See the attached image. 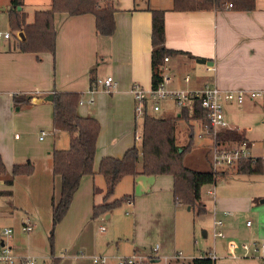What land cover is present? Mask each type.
Returning a JSON list of instances; mask_svg holds the SVG:
<instances>
[{
  "label": "crops",
  "instance_id": "0c3cea01",
  "mask_svg": "<svg viewBox=\"0 0 264 264\" xmlns=\"http://www.w3.org/2000/svg\"><path fill=\"white\" fill-rule=\"evenodd\" d=\"M109 1L115 7L116 23L111 36L97 33L93 14L72 16L66 12L55 13L57 39L54 54L22 52L14 33L8 29L2 30L11 32L9 38L0 36V157L7 171L10 173L16 163L31 160L30 154L26 152L20 161L16 146L11 145L14 142L12 134L14 137L19 134L16 129L21 117L30 116L36 123L49 124L56 138L66 133L69 145V134L53 126V100H48V96L58 91H77L84 98H89L88 90L96 79L111 75L119 83L117 90L108 93L99 89L94 94V103L85 102L79 107L80 115L97 118L101 129L94 174L82 178L70 211L78 206L80 214L81 207L85 213H91L92 206L97 202V194H102L103 201L106 184L102 180L103 175L99 173V162L104 156L122 157L128 148L134 146L131 137L133 133L129 132L132 130V120H135L136 125L138 116L135 113L132 88H152V9L165 10L166 46L182 51L165 60L164 76L170 78L168 87L200 88L208 82H216L224 90L262 92L255 98L247 95L242 103H227L226 115L229 128L242 131L246 136L244 146L251 155L263 156L264 0H255V7L250 10H235L228 5L223 10L193 11L174 9L173 0ZM3 5L8 10L13 7L11 0H0V9ZM50 7L51 0H21L18 9H24L28 17L32 8L34 20L36 10ZM20 35L22 40L25 39L23 32ZM198 58L213 63H199ZM187 75L190 81L185 80ZM15 94L25 95L29 101L17 105ZM21 111L24 113L20 114ZM148 111L153 112V109L148 107ZM159 111L168 116H179L181 109L172 100H166L162 102ZM196 122L198 127L193 128L195 138L200 140L201 149L210 148L207 152L210 153L208 158L211 168L212 139L202 130V121L194 120L193 125ZM46 132L44 138L51 131ZM40 136L39 139L44 140ZM256 147H259L261 153H254ZM54 148L48 151L50 156L45 157V172L54 181V192L49 200L48 194L40 195V200L48 210L53 203L58 202L61 195V178L53 172ZM96 177L98 190L94 182ZM123 179V191L119 192L132 196L126 203L132 208L133 214L131 244L134 252L150 254L158 244L157 259L163 262L166 258L171 261L173 254L182 251L187 260L214 253L215 264H264V248L255 250L252 247L246 253L241 246L244 242L264 241V174L231 173L224 176L227 185L237 190L235 193L218 196L215 188L207 190L211 203L209 198L203 196L202 201L206 208L204 214L209 215L211 211L213 238L211 242L206 240V245L198 249L195 246L197 240L194 238L192 244L189 233L179 229L181 224V227H185L184 216L178 220L181 209H193L175 200L172 174L127 175ZM48 191L46 187L43 192ZM111 217L112 211L105 214L106 219ZM246 217L253 218L254 222L249 223L250 219H247L243 223ZM217 218L224 221L221 229L225 237L214 236V221ZM208 233L207 229H202L204 239L208 238ZM149 237L155 238L156 242L148 243ZM230 241L238 244L233 254L229 247ZM96 255L105 254L93 256ZM118 256L122 254L115 256L117 260Z\"/></svg>",
  "mask_w": 264,
  "mask_h": 264
},
{
  "label": "trees",
  "instance_id": "16d2710c",
  "mask_svg": "<svg viewBox=\"0 0 264 264\" xmlns=\"http://www.w3.org/2000/svg\"><path fill=\"white\" fill-rule=\"evenodd\" d=\"M13 7L8 10L10 31L23 29L25 39L19 42V50L36 54L56 51L57 29L55 13L66 12L77 16L93 14L96 31L103 36H111L116 28L115 7L107 0H51L48 9L36 10L34 20L27 22V14L19 10L21 0H11ZM176 10H223L228 5L235 10H250L255 7V0H173ZM152 87H158L164 78L165 58L182 53L166 46L165 10L152 9ZM92 80L94 78L92 77ZM83 94L77 91H58L53 98V126L70 136L69 146L65 149H54L52 153L53 172L61 178V195L58 202L52 204V221L56 225L67 214L82 178L94 174V162L97 152V141L101 129L99 120L79 113V101ZM17 105L28 102L15 94ZM179 119L188 120L191 127L189 142L178 145L176 141V124ZM194 120L208 121V112L196 99L181 108L179 116L156 115L146 112L143 117V133L141 147L134 145L128 148L122 157L104 156L99 165V173L105 179L106 191L103 201L93 206V217L109 213L132 196L125 194L111 199L117 184L127 175L172 174L174 177V197L177 202L190 205L193 211L202 215L206 212L202 201V188L216 183L220 176L226 175L227 169L239 174H264V159L261 156L243 157L233 166L218 169L199 170L185 164V157L191 151L195 138ZM247 141L242 131L225 128L217 133V142L221 147L229 149L235 145L242 146ZM141 163V165H140ZM34 165L31 160L13 165L10 173L0 157V177L4 172L9 175L3 178L12 185L14 178L21 174H31ZM96 190L98 187L96 186ZM12 194V190L0 191ZM51 239L53 231L51 232ZM187 261V259H185ZM177 260L170 264H215V260L207 256L192 260ZM58 262V261H55ZM157 261L149 262L156 264Z\"/></svg>",
  "mask_w": 264,
  "mask_h": 264
},
{
  "label": "rangeland",
  "instance_id": "374dc122",
  "mask_svg": "<svg viewBox=\"0 0 264 264\" xmlns=\"http://www.w3.org/2000/svg\"><path fill=\"white\" fill-rule=\"evenodd\" d=\"M27 20L30 22L33 20L32 8L29 10V16L27 17ZM7 29L10 30L8 9L6 5H3L0 9V30ZM20 32H23L24 36L26 37L23 29L15 31L14 35L16 36L17 40H19V42L22 40ZM20 96L22 99L27 100L25 95ZM82 97L84 98V96ZM86 98L84 99L86 100ZM135 103L136 101L134 100V106ZM80 106L83 105H79V107ZM23 113L24 111L20 112V114ZM151 113L161 116L165 115L163 111H153ZM136 119V125L135 120L133 122L131 119L133 125L132 130H130L129 133H133L131 135L132 141H134V145L136 143V146L140 148L141 141L137 140L135 135L143 133V117L138 116ZM189 123L190 122L185 119H179L177 122V144L183 145L189 142V134L191 132ZM197 125L198 124L196 122V124L193 125V128L198 127ZM42 130L49 132L51 131L44 138V140L39 139ZM16 131L19 133L18 137H14V134H12L11 137L14 142L11 145L16 146L15 151L17 156L20 158V161L24 159L26 152L30 154L31 161L34 165V170L31 174H21L15 176L12 185L5 183L0 186V190L2 191L8 189L12 190L11 195L7 194L6 192H0V242L1 239L5 237L3 236V230L7 227L12 228L13 232L11 233L10 237H7V241L10 243V245L15 247L17 253L34 256L36 258L35 264H94L93 255L100 253L109 257L108 264H120L119 256L118 260L115 256L119 254H122L121 257L132 255L134 253L131 244L133 241V214L132 208L129 207L126 202L112 210L111 218L106 219L105 214L98 217H93V206L91 213H85L81 207L82 214H80L78 212L79 208H77V206L71 211L69 208L65 217L56 225L53 224L52 207L48 210L45 203L40 200V195L42 194H48L49 200L54 192V181L53 179L51 180L48 178V173L45 172V157L50 156L48 151L52 150L54 147H56L54 149H59L69 146L68 137L66 133H62L60 138H56L53 135L52 128H50L49 124H39V122L36 123L34 118L30 116L21 117L19 119ZM199 141L200 140H196V138L193 139V146L191 151L185 157V164L203 169L210 168L208 158V154L210 156V153L207 152V150H210V148L203 147L206 149H201ZM254 153H261L259 147L255 148ZM231 173L236 172H232L231 169H227V173L224 176L231 175ZM8 175L9 173L6 171L2 176H4L3 178H6ZM102 180L105 184V179L103 176ZM224 180V177L220 176L216 183L207 184L202 188V196L206 199L209 198V203H211V197L207 193L208 189L215 188L218 196L237 192V190L235 191L231 189L230 187L232 185H227L228 183ZM94 182H96V186L99 187L98 177H96ZM230 183L236 184L233 182ZM123 184L124 179H122L117 184L118 188L116 186L115 192L111 199L119 198L124 195L122 194L123 192H119L123 191ZM46 187L49 189L48 193L43 192L44 188ZM246 188L247 187L245 186V192ZM96 196L97 202L94 204L101 203L102 194H97ZM181 212L182 213L178 216V220L184 216L185 227H181V225L183 226V224H181L179 229L180 231L184 230L189 233L192 244L194 242V238L197 240V243H195L197 249L199 247L205 246L206 240L209 242L212 241L213 234L212 218L210 213L211 211H209V215H198L193 210L189 211L188 208L181 209ZM26 217H30L32 222L35 224L34 229L30 232H25L22 230L21 222L22 219ZM247 219H250V223L254 222L253 218L246 217L243 219V223H245ZM101 225L105 226L106 230L102 231L100 229ZM203 228L209 231L207 239H204L202 236ZM52 231L53 237L51 239L50 236ZM147 240L148 243L152 244L156 242V239L152 237H149ZM258 242L264 241L258 240ZM55 260H58V262H55ZM158 264H164V262Z\"/></svg>",
  "mask_w": 264,
  "mask_h": 264
},
{
  "label": "built area",
  "instance_id": "2783aa9c",
  "mask_svg": "<svg viewBox=\"0 0 264 264\" xmlns=\"http://www.w3.org/2000/svg\"><path fill=\"white\" fill-rule=\"evenodd\" d=\"M10 32H3L0 30V36L5 38L10 37ZM168 60V57L165 58ZM169 77L164 76L162 83L158 87H152L150 89L140 88L134 86L132 92L134 95L135 113L137 116L144 117L148 111V107L152 108L153 111H159L162 108V102L166 100H172L178 108H182L186 104L198 99L201 102L203 108L208 112V121H202V130L208 133L212 139V163L213 170L224 169L233 166L237 161L243 157H251V153L247 147L244 146H233L229 149L221 147L217 142V133L225 128H229V121L226 115V104L237 102L242 103L249 95L251 98H255L261 95L259 91L245 90H224L216 84V82H208L200 88H170L168 87ZM186 81H190V76L185 77ZM119 86L118 81L111 75L98 77L92 87L88 90L89 98L84 99L83 97L79 101V105H83L85 102L94 103V94L100 89L108 93H114ZM40 138L43 139L47 134L45 130H42ZM201 135V134H200ZM18 137V135H16ZM136 139L142 141V134H137ZM264 159V155L261 156ZM5 184L3 178L0 177V186ZM226 214V213H225ZM22 230L30 232L34 229L35 224L32 222L30 217L22 219ZM250 223V222H249ZM224 221L221 218H217L214 221V236L225 237L224 231L221 229ZM105 230L104 226L100 227ZM13 229L7 227L3 230V237L0 242V264H35L36 258L32 255H23L15 252L14 248L7 241V237L11 236ZM242 248L248 253L253 247L255 250L264 248V242H244L241 244ZM230 250L233 254V250L238 247V244L234 241L229 242ZM158 244L154 247V252L146 254L143 252H134L130 256L119 257L120 264H149V262L157 261L156 264L163 261H158ZM207 256V255H205ZM213 260L216 259L214 253L208 254ZM202 257V256H200ZM164 259V264H170L173 259L182 260L187 259L182 251H177L173 256ZM109 257L105 255H96L93 258L95 264L107 263ZM264 259V258H263Z\"/></svg>",
  "mask_w": 264,
  "mask_h": 264
},
{
  "label": "water",
  "instance_id": "95a60500",
  "mask_svg": "<svg viewBox=\"0 0 264 264\" xmlns=\"http://www.w3.org/2000/svg\"><path fill=\"white\" fill-rule=\"evenodd\" d=\"M23 38H25V36H24V34H23ZM197 62H199V63H206V64H208V65H212V61H206L204 58H198L197 59ZM53 98H54V94L53 93H51L49 96H48V100H53Z\"/></svg>",
  "mask_w": 264,
  "mask_h": 264
}]
</instances>
